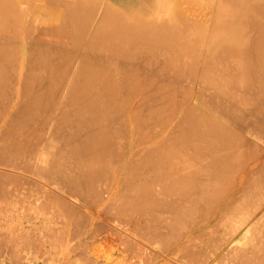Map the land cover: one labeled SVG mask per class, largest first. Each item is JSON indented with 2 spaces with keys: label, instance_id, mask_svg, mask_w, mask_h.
<instances>
[{
  "label": "bare ground",
  "instance_id": "bare-ground-1",
  "mask_svg": "<svg viewBox=\"0 0 264 264\" xmlns=\"http://www.w3.org/2000/svg\"><path fill=\"white\" fill-rule=\"evenodd\" d=\"M198 18L201 20H199ZM34 26L43 27V28H46V30L55 28L57 30L55 31L52 30V31L55 33L56 32L58 33L59 31V34L61 33L62 38H64L62 39L60 37L61 35L56 33V35H59V37L61 38V40H59L60 42L55 41L57 42L56 44L59 43V45L56 46L55 49L56 48L58 49L57 51H59L60 57L58 56L59 54L58 55L55 54V56L58 58H54L55 56L52 57V55H50L51 52H48L49 49L50 50L52 49V48H49L48 45H46V42H49V41L39 42V40L41 39V38L40 39L38 38L39 35H37L38 37L35 40L32 37L34 42L36 41L35 42L36 44L34 43L36 46L34 45L33 47H38L37 49H35L36 52L34 51L36 55L34 57L36 58V63L39 64V68L41 69V70L39 69L36 70V72L41 71L45 73L46 71H43V70H47V75L49 73V75L47 76L48 78L46 77L47 78L46 81H49L48 83L50 87L47 84L45 85L48 86L50 90L49 91L46 90L47 93L46 94L43 93V96L47 98L48 95H51L49 93L50 91L55 92V95H56L57 92L55 91V89L59 87L60 89L63 88V90L64 88L65 90L66 88L71 89L72 91L68 90L69 93L71 92L70 96L72 97V98L70 97L71 99L69 100L70 102L71 101L74 102V105L76 106L74 110L75 111L77 110L78 114L77 113L75 114L73 112L72 113L75 114V116L80 115L79 117L80 119L81 118L84 119V123L81 124L82 122L81 123L78 122L79 123L78 124L76 122V119H78L77 118L78 116L75 117L73 114L72 116H70V114L69 115L66 114L67 117L70 116V118H68L70 119V123L68 125L69 126L73 125L71 127L68 126L69 128L68 132L70 131L71 135L68 133L69 135L67 134V137H64L65 138L64 140H62V138L60 139L62 141L57 139L61 143L63 142L64 145H62L61 143H58V141L55 140L56 139L55 136H54L55 139L52 137H49V138L47 137L45 138V141L47 140L45 144L47 145H45L44 147L45 141L43 142L44 137L42 138V133L37 134V131L39 133L40 131H42V129L40 130L38 126L42 122L40 123L38 121L39 124H33V122L35 123L37 120H39L37 116L39 117L41 116L40 118H42V115H44V111H43V114L41 115L42 110L40 109V107L38 106L33 107V105L35 104L37 105V102L40 105L39 100H41L42 93H39L40 96L35 95L36 99H34L35 97L34 98L32 97L34 100L30 101L31 103L28 102L27 104L28 106L24 105L23 106L24 108L17 109L18 111H16L17 113L13 117V121L10 120V122H8L6 132H5L7 133L8 131V133L6 134L8 138L6 139L5 133H3L4 135H2L3 136L2 138L5 140L3 139L2 140L6 142L2 141L3 144L0 145V166H3V168L9 167L11 169H14L15 167L17 170H19L20 168L19 172L21 171L23 172L27 171L28 173L32 172L31 174L35 176L40 175V178L45 179L47 181H49L50 179L48 180L46 177H50L51 180H54V181L58 180L57 181L58 183L61 182L59 183V185L64 184V186L70 187L73 191V192L66 191V193H70V194L73 193L76 196H78V194L83 195L84 198L82 196L81 197L83 198V201L84 199L87 200L86 204L87 202L91 203L92 200H94V201H97L94 204L98 203L101 205L102 202L100 200H103L101 198V194L104 192H108L110 189H113L112 183L114 182L113 181L114 178L117 177L115 176V174L113 175V173H115L116 172L115 170L117 169L113 167L111 161L112 160L114 161V159L118 158L117 156L119 155L117 153H119L118 151L121 152L122 149L120 150V148L117 147L116 142L115 144H113L114 142H112V141L118 140L116 137L115 139L117 140L113 139L115 135L117 136V134L113 135L114 133H116L113 130L114 127L113 129L111 128L108 130H107V127L109 128V126L112 125V120L117 119L114 116L113 112L117 113L118 115L119 110L120 111H122V109L125 110L123 107L124 103L126 104V101L127 102L131 101V99L129 100L126 97H125L126 99L123 98L124 96L120 97V95L122 94L125 95L124 93H121V92L126 91L127 93L130 90L135 91L136 88L140 84L139 79L142 77L141 75L144 76L145 74L143 73L140 75L141 77H139V74L142 70H139V68L138 69L135 68L134 65H133V68L128 67L132 65V63L128 65L126 61L130 62L132 60L142 58L146 61L145 63L146 68H148V70L153 71V73L155 72L156 75H157V72L161 74V76L162 74H167L170 69L172 73L176 71V73L174 74L175 76L176 75L179 76V74L180 75L184 74L183 77H185V75L187 74H190L191 76L193 73H194V76H195V73L198 74L197 73L198 67L200 63H202V65L204 64L203 66L204 67L206 66V68L208 69L204 70L200 80L202 79L205 83L210 85V87H213V89L217 92V95L219 94V97L216 98L217 96L214 93L215 97L214 96L213 97L215 98V100L212 96H210L212 94L211 93L209 94V96L213 98L211 99V102L212 100L215 101V102L213 101V103L211 104H208L210 107L209 109H211L210 105L215 104V106L213 105V108L217 106L215 109L216 111L218 110V113H217L218 115H221L222 113L232 114L236 110L235 111L236 113L234 112L233 114H237V112H239L240 114L239 113L237 114L239 115L237 118H235V115L233 116L235 120H237V123H238L239 121L244 119L242 118V116H240L241 114L242 115L244 114L243 116L245 117V113L240 112L243 109L245 110V107L242 108L239 106L238 108V105H243L244 103L246 104L247 102L248 103L247 105L248 106L251 105L250 108H253L254 112L257 111L255 113L253 112L254 113L253 115H256L258 119H259L258 115H260L261 117L263 114L264 116V110H263L264 109V0H0V37L5 38L6 36V39L3 38L5 40L4 41L5 43L2 41V39L0 43V84L3 83V86L5 85V83H7V80L5 82V77L9 75L8 72L10 71L11 73V70L15 68L16 65H18L17 63L19 62L20 52H18L19 47L17 48V45H18L17 43L18 41L21 42L26 39V37L25 39H23L24 37L21 35L22 31L28 28L26 31L27 34L31 31H33L32 32L33 34L34 32H36L35 31L36 29L37 31H41L42 29L40 28V30H38V27L35 28ZM249 29H251V31L252 29L253 31L256 30L254 32L255 33L254 35H256V37H253L254 36L253 33H252L253 36L250 37L251 33H249L250 32ZM41 32H39L40 36L44 35L43 37L45 38L50 36V34H45V32L47 31L43 29ZM50 33H52L51 30H50ZM25 34L26 33H24L23 35L25 36ZM54 34H51L52 38L54 40L55 39L58 40L59 37L54 38L56 36ZM29 35L31 36V33H29ZM29 35L27 37H30ZM45 38H43L42 40H44ZM55 49L52 52L55 51L56 53H58ZM34 53L32 54V56L34 55ZM21 55L23 56L24 52H22ZM29 56L27 57V59L31 58V55ZM100 57L103 59H101ZM32 58L30 60H32ZM54 59L56 60L59 59V61H57V63L55 64L56 61L53 62ZM119 59H123L124 61L122 62L124 63L126 62V65L124 63L123 64L119 63L120 61ZM105 60H106V63H105ZM24 61L25 60H23L21 57V61L19 62V64L20 65L23 64ZM160 61H162V63H160ZM214 62L217 64V67L215 66L216 64ZM138 63L140 62L138 61ZM159 63H160V66L162 67L158 65ZM145 64H144V67H145ZM142 67L141 69L144 70V68ZM201 69L202 68H200V70ZM145 71H147V69L144 70V72ZM24 74L27 75L25 71H24ZM33 74L34 72L31 73V78L32 76H34ZM42 75L44 76V74ZM166 76L167 75H165V77ZM14 77H11V78H14ZM163 77L164 75L162 76V78ZM193 77H192V80H193ZM29 78H30V75L28 72V79ZM33 78L35 80V76ZM151 78H152V73H151ZM160 78L161 77H159V79ZM178 78L180 79V77ZM26 79H27V76H26ZM153 79H151L152 80L151 82H149L150 81L149 79L148 82L153 83ZM186 79H188V77ZM9 80H8V84L14 87L15 85H13L12 82L10 84L9 82L11 80L10 81ZM144 80H145L144 81L145 84H147L146 79ZM43 81L45 82L44 78H43ZM154 82H156V80ZM176 82L175 83L177 84L176 85L177 88L179 86L178 85L179 83L180 85H182L181 82H179L178 80ZM159 83H161V81H159ZM164 83L165 82H163L162 84ZM27 84L29 85L30 83H27ZM170 84L172 86V83ZM170 84H168V86H170ZM174 85L175 84H173V86ZM188 85L189 84H187V87ZM37 86L38 85H36V89H37ZM146 86L148 88L151 85L150 86L146 85ZM160 86L162 90H164L161 84H158L156 87H158L159 89ZM163 86L167 87L166 89H169V88L171 89V87L168 88L166 83ZM175 87H173V89ZM180 87L182 88L183 86H180ZM25 88L28 89V86L27 87L25 86ZM254 88H256V91L254 90ZM23 89H24V85H23ZM144 89H146V87L143 88V90ZM166 89L164 91H166ZM210 89L211 88H209V90ZM0 90L2 91L1 88ZM59 90H57L59 93L61 94L64 93L63 91L60 92ZM152 90H150L149 92L146 90L144 91L150 93ZM157 90H153V91L156 92ZM176 90L177 89L175 88V91ZM184 90H185V87H184ZM214 90L213 92H215ZM250 90H252L253 92ZM68 91H66V93ZM188 91L189 90H187V92ZM246 91L247 92L250 91L251 95H249L250 93H247ZM9 92H10V86H9ZM131 92L132 91H130L129 94H131ZM133 92L131 96L134 95ZM158 92L159 91H157V93ZM160 92H161V89H160ZM245 92L247 93V95H245L246 94ZM3 93L5 95V92ZM27 93L28 91L26 92V94ZM157 93L155 94V97L158 96ZM166 93L163 92V94H166ZM129 94H126V95L130 97ZM184 94L186 95V91ZM184 94H181L182 97L185 96ZM189 94H191V92ZM205 94H203L204 97L206 96ZM52 95H54V93ZM66 95L64 96L60 95V96L61 98L62 97L64 98ZM147 95H150V94H147ZM169 95L171 97L173 94L172 95L169 94ZM221 95L224 97L225 100L221 98ZM225 95L228 96L226 98H230V99H226ZM12 96L9 95V97H12ZM160 96L161 95H159V97ZM167 97L169 98V100L170 99L177 100L176 96L175 97L172 96V98H170L167 95ZM22 98H24V96ZM168 98H165L167 99L166 101H169ZM204 99H207V98H204ZM218 99L220 100L222 106H220L221 104L219 101H218L219 105H216L218 103L216 100ZM258 99L259 101L260 99H262V101H260L262 102L261 103L263 106L262 109L259 107L260 102L258 101ZM4 100H6V97L4 98ZM48 100H46V102ZM53 100L51 99L50 101L53 102ZM55 100H58V98H55ZM223 100L225 102H223ZM228 100L229 101L233 100L234 102L232 103L230 101L232 104L228 103L229 108L228 106L227 107L224 106V104H226V101L229 102ZM255 100L258 101L259 103L258 102L256 103ZM7 101L9 103V100ZM208 101H206V103H210V101L209 102ZM253 101L255 105L258 106V108L253 107L254 105L252 106V104H250ZM44 102H45V99H44ZM51 102L48 101L49 104ZM154 102L155 101L153 100V103ZM25 103L26 101L24 102V104ZM48 103H46V106H45L47 111H48V107L50 108L52 104L51 103L49 105ZM55 103L56 102H54V104ZM144 103H143V106L145 108V106H147L148 103H146V105H144ZM151 103L149 102L150 105ZM168 103L173 104L171 102H167L166 104ZM234 104L236 105L238 104L237 107ZM31 105L32 107H30ZM233 105L235 106L234 108L236 109L232 107ZM5 106H3L4 109H6ZM143 106L141 107L142 110H143ZM163 106H160L161 109H159L158 108L159 106H157L160 113L163 112L164 109L166 110L167 108L166 106H165L166 108ZM173 106L170 107L169 105L168 107L174 108L175 106L174 107ZM219 107L222 109L219 110ZM154 108L152 109V112L158 111V110H155L157 108L155 109ZM170 108L166 110L167 113L169 112ZM230 108H233L232 112ZM254 108L256 110H254ZM42 109H43V106H42ZM72 109H73V105H72ZM146 109L147 111L149 110L151 111V109L147 107ZM189 109H191L190 106H189ZM215 109H212L210 111L208 110L206 106L205 110L199 109V107H196L195 109H192V111L194 110L193 113H190L188 111L189 114L187 116L185 115L186 116L185 120L182 121L183 124H181L182 127H181V131L179 132L180 135L178 136L176 134L177 138L176 137L173 138L175 139L174 142L166 141L169 144L164 142L162 146L161 144L156 147L153 146L152 150H150L151 154L148 152L147 156L148 157L150 156L151 159L148 158L150 159L149 162L146 161L145 163L149 165L147 166V169L151 171V173L149 171H146V168L144 169L145 164L143 162H142L143 168L141 167L142 166L141 164H138V162L136 161L138 160V158L134 159L133 160L134 162L133 161L131 162V164L133 163V165H130L129 171L130 169L132 170V168H133V171H135L136 169L134 170V168L139 167V169H141L140 171H142V169H144L143 170L144 172L146 171L145 174L148 172L149 174L148 173L147 174L150 176V178L148 177L149 179L147 178L146 181H144L145 180L144 178H146L147 176H145L143 171L141 173L144 174L145 177L144 176L141 177L142 174L138 173L140 172L139 169H137L138 172L135 171V173L131 171L132 175L134 173L133 175L134 178L136 175V177L138 176L137 178L141 177L144 180L140 179V181H133L134 180L133 178L130 180L128 178L127 182L131 180L133 181V182L131 181V185H129L130 188L132 187L131 189L133 190L128 193V190L130 189L126 186L129 183L126 185V182H124L126 185L125 186L126 190H125V187H123L124 185L122 186V188L124 189L121 188L120 190H118L122 194L126 193L127 191V193L123 195L124 199H121L120 203L117 202L118 204L113 203L112 201L116 202L117 198L120 197L118 195L119 197L116 196V198H114L116 200L113 199L111 202L106 203L107 208H109L112 205V210H111L112 213L113 211L116 210V209L113 210V208H115L113 204L115 205L122 204L125 207L124 211L125 209H128L130 211L129 214L131 216L128 214V211L125 213L118 209V208L122 209L121 207L122 205L118 208L116 205V208L119 210V212L121 211L122 214L125 213L126 215H129L132 219L134 218L135 213H136V216L143 215V217H146V218L141 219V220L144 219V223L141 222L139 216L137 219H139L140 221L139 220L137 221V219H135L136 221H134L128 216H127V219L129 218L128 220L129 221L132 220L133 224L136 225L134 230L136 233H139V232L141 233L140 234L141 238L144 237V240L147 238L150 239L148 240L150 244L152 246L154 244L156 248L158 249L156 257H154L155 256L154 253H152L151 251L149 252V253L154 254V255L151 254V257L153 256V260H154L153 262H151V264H169V262L173 264H188L190 262V259H192V261L195 264V261L197 260V258L196 259L194 258L196 257L197 254L203 256L204 258L208 256L207 259L209 260L213 254L215 255V253H213L210 256L209 252L211 251L208 250L209 251L208 252L206 250L207 253H205L206 251L205 252L203 251L205 250L204 248L206 246L205 239L208 238L207 237L208 235L204 233H210L208 232L210 230V227L215 224L218 225L221 222L219 219H221V217L223 218V214L225 215L226 213L228 215V218L226 219L225 222L222 221V225L219 224L223 228V230H221L222 237L224 236V238L221 237L222 239L221 238L220 239L224 241L225 246L228 245L229 247L232 244V242L234 245L233 247L231 245V247L233 248L231 249L230 247L231 250L228 249L227 247L228 249L227 253L217 252V262L216 261L215 262L217 264H264V231L262 230L264 228H262V225L259 226V224H257V222L255 221V218L252 216L253 213L251 211L253 205L255 204L257 193L262 189V186H263L262 181L260 180L259 176H258L259 177L258 179L253 180V179L247 178V176H245V172L242 173V169L240 167L243 164V160L247 156L244 157L246 153H244V151H241L242 146L240 145V140L238 138L241 135L237 134V132H239L240 130L237 131L236 133L232 131L233 128L229 124L227 125L226 123L227 121H229V118H231L232 116L228 117L227 121H224V119L217 118ZM257 109H260L259 110L260 113ZM185 110L187 111V109H184V111ZM221 110L223 111L221 112V114H219L220 113L219 111ZM261 110H263L262 114H261ZM39 111H40V114H39ZM47 111L45 113H47ZM171 111H175V110H171ZM226 111H230V112H226ZM49 113L47 114L50 116L51 114ZM52 114H53V111H52ZM164 114H165V111H164ZM170 114H173V113H170ZM176 114H179V113H176ZM229 114H226V115L230 116ZM135 115H136L135 117H137V115H140V114L137 111ZM167 115H169V113L166 114V116ZM44 116L46 117V114ZM144 117H146V115ZM156 117L158 118V116ZM222 117H224L223 114H222ZM239 117L240 119L241 118L242 119L241 120L238 119ZM166 118H169V117H166ZM253 118H256V117H253ZM262 118H260L259 120H256V119L254 120H256V122H258L260 125V123L263 122ZM72 119L73 120L75 119L74 122L71 121ZM151 119L152 118H150V120ZM153 119H154V116H153ZM67 121L65 122L66 124H67ZM86 121H89V122H86ZM145 121L142 120L140 125H143ZM169 121H170V118L167 120V122ZM71 122L79 125V127L76 125L78 128L77 127L73 128L74 124H72ZM116 122L117 121H115V123ZM117 123H119V121ZM228 123H230V121ZM234 123H231V124L234 125ZM43 125L45 126L46 123ZM261 125L260 127H263ZM97 126L101 128L98 127L99 129L98 130L96 128ZM50 127L48 128L50 129ZM94 128L97 130H95ZM126 128L127 127L125 126V129ZM234 128H235V125H234ZM51 129H53V126L51 127ZM54 129H56L55 126H54ZM117 129L119 130L120 128L117 127ZM17 130L18 131L22 130V133L23 132L24 133L23 134L21 133L20 135H18L15 132ZM24 130L25 131L27 130V131L25 132ZM28 132H31V133H28ZM32 133L34 134L32 135ZM52 133L54 134V132ZM119 134L121 136L122 133H119ZM10 137H15V139L14 138L11 139ZM42 142H43V145H42ZM60 144L61 146H64V147L61 148ZM41 145L43 146V150L39 149ZM122 146L123 145L120 144L121 148H123ZM239 147L241 149L240 151H239ZM47 151L50 153H48ZM115 154H117V156ZM112 155H115L116 158H112ZM105 157L108 159H106ZM104 158L106 159V161L103 160ZM103 161H105V163H102ZM139 161L141 163V159ZM134 163H136L135 164L136 167L134 166ZM113 169H114V172H113ZM0 171H2L0 172V196L3 197L5 196L3 194H6L7 196H9V200L12 198L11 200L13 201L15 198H19L21 195H23L21 197L23 199L25 198L23 200L24 202L26 198L28 197V195L26 194L27 193L26 186L29 187L31 191L33 190L34 193H36L35 190L39 187H40L39 191L40 189L42 191L46 188L45 187L43 189V187H41L42 184H40L39 182H38V185H36L35 184L36 182L34 181L33 177L29 176L31 177V180H32L31 181L29 180L28 175L25 176L23 172H21L23 174V178L22 177L20 178L21 175L19 176V174L17 173H15L16 174V177H15L14 176L15 174L11 176L12 172L9 173L8 171L6 172L5 170L4 171L0 170ZM110 173H112V175L115 176L113 177V180L111 179V182L113 181L111 184H110V181L108 180L111 178V177L109 178ZM136 173H138V175ZM105 180L107 181V183L109 181V186L111 185L109 187L110 189L108 188V190L107 188H104L108 186ZM104 181L105 183H102ZM11 184L13 185L12 187H10ZM31 184H34V185H31ZM101 184L103 186L106 184L107 186L105 185L103 187ZM100 185L103 188V190L100 188ZM228 185H230V187H228ZM59 188L61 189L62 187L59 186ZM63 189L61 192H63ZM28 190L29 189L27 188V191ZM44 191L47 192L48 189ZM29 192L30 191H28V193ZM45 192H42V196H44L45 194L47 195L51 194L52 196L49 199L55 196L54 193L53 194L51 193L53 191H50V193L49 192L45 193ZM37 193H38V189H37ZM106 194L108 195V193ZM109 194H111V192ZM235 194H238V195L240 194V195L234 198L233 196ZM86 195H91L92 197L95 196V199L92 198L91 201H88L91 198L86 197ZM7 196H5L4 198L5 199L8 198ZM37 196L41 197V194H38ZM43 198L46 201L45 198L47 197H43ZM53 198H52V201L54 200ZM97 198H99L100 200L98 201ZM32 199H34L33 202L37 201L38 204H39V201L42 202V200H40L39 198H38L39 201L37 199L35 201L34 197ZM49 199L48 201H50ZM15 200L17 202L19 201L17 199ZM59 200H60V205L61 206L63 205L62 207H64L66 203L67 205L65 206L66 207L68 206V208L70 207V205H68L70 201L64 203V201H67V200H64V201H62L61 199ZM20 201H22V199ZM25 203L27 204V202ZM29 203H31V201ZM6 207L8 209L7 204H6ZM70 208L68 209L69 211H66V209L65 211L70 212V215H71V212L73 211L72 212L73 214L77 213L81 215L82 218H84V216L81 214V212L78 209L79 207L77 208L78 210L77 209L75 210L74 206L73 208L71 209ZM215 208L217 209V212L214 211L216 210ZM220 208L223 209L222 210L223 213L221 212L222 213L221 217L218 218L217 216L216 218L217 222L215 223L213 221L215 224L211 223L213 225L209 226L208 231H203L201 233L199 232L196 237L194 236L193 238H195V241H196L195 243L194 241H192V239L190 240L191 242H189V238L187 235L189 232L191 235L195 234L196 232L204 228L206 225H209L210 219L205 218L206 220L201 219L202 221H199V219L202 216L204 218L205 211L207 212L206 214L210 212L208 211L209 209L213 211L211 212V217H212V216H216V213L217 215H221ZM24 210H26V207ZM43 210L45 211V209ZM50 211H51V207H50ZM111 211H109L110 214H112ZM119 212L118 213L116 212V213H117V216H119L120 218L121 212L120 213ZM131 212L133 213L134 216L132 215ZM167 212L168 214H171L170 218L169 216H167L168 218L165 217L164 214L167 215ZM116 213L114 214L116 215ZM16 214L17 212L15 211L13 215H16ZM114 214H112V216H114ZM4 215L6 216V214ZM224 217H227V216H224ZM86 220L87 219L85 218V221ZM132 222L130 221V223ZM48 225L50 226V224ZM37 228L38 227H36V229ZM204 229L207 230L208 228H204ZM57 230L59 231V228L54 230V232H57ZM218 230H219L218 232H220V229ZM185 231H188V232L186 233ZM93 232L96 233L97 231H93ZM218 232L215 231L212 234L218 233ZM214 237L215 236L212 235V239ZM216 237H217V234H216ZM215 239H216L215 240L216 242L217 238ZM213 240H210L209 243H211ZM221 240L218 242L221 243ZM235 240L239 241V242L236 241V245L234 243ZM215 242L210 247L214 246L216 244ZM203 243H205V246L203 245ZM224 243L222 242L221 244L223 245ZM43 244H45V242ZM136 244L141 245V243L139 244V241ZM189 245H192L195 248L191 249V246ZM136 246H132V247H136ZM75 247L76 246H73V248ZM137 248L138 246L136 247V249ZM142 249L144 250V248ZM148 250H151V249H148ZM183 253L184 254L186 253V255L182 257ZM145 254H146V251H145ZM186 256L190 258L188 259L189 262H187L186 259L188 257ZM201 256H198V257L201 258ZM143 257L145 256L144 255L142 257L138 256V259L140 258L139 259L140 261L142 259L145 262L146 261L148 262V263L146 262V264H150L149 263L150 261L148 260L151 258L148 259L145 257L146 259L145 260L143 259ZM49 259H51V257ZM184 259L186 260V262ZM94 261H93V264H95ZM134 261L133 263L135 264ZM140 261H138V264ZM144 261H141V264L142 262L143 264H145ZM130 262H132V260ZM97 263L100 264L98 260L96 261V264ZM124 263L126 264L127 262H124ZM204 264H206V262Z\"/></svg>",
  "mask_w": 264,
  "mask_h": 264
},
{
  "label": "rangeland",
  "instance_id": "rangeland-1",
  "mask_svg": "<svg viewBox=\"0 0 264 264\" xmlns=\"http://www.w3.org/2000/svg\"><path fill=\"white\" fill-rule=\"evenodd\" d=\"M188 14V13H187ZM199 19V18H198ZM199 20H201V19H199ZM35 28H37L38 26H34ZM34 28V29H35ZM40 28H42L43 30H45V31H47V32H45V34H50V36H48L47 38H45V37H43L44 35H42V36H40V33L39 32H41L42 31V29H41V31H37V29L35 30L36 32H34L33 34H32V32L33 31H31V32H29V33H31V36L29 35V33L27 34V29H24L23 31H24V33H26L25 34V36L23 35L24 33H23V31H22V36L24 37L23 39H25V37H26V39L24 40V41H21V42H19L18 41V45H17V48L19 47V51L18 52H20V54H19V62L21 61V57H22V59L23 60H25L24 61V63L23 64H19V62L17 63L18 65H16L17 66V68H16V66H15V68H13V69H15V70H17V71H15V70H11V73H13V74H11L10 73V71L8 72V74L10 75H8L7 77H5V82H6V80H7V83H5V85L3 86V83L2 84H0L1 86H0V88L2 89V91H3V89H4V91L3 92H5V95H4V93L1 91L0 92V95H4V97H3V95L2 96H0V103L2 104H0L1 105V107H0V145L1 144H3V142H6V141H3V140H5V139H3L2 137V135H4L3 133H5L6 132V128H7V125H8V122H10V120H12L13 121V117L15 116V114L17 113L16 111H18L17 109H20V108H24L23 106L24 105H27L28 104V102H30V101H32V100H34V99H36V97H35V95H39V93H42V97H44L43 96V93L44 94H46L47 93V91L46 90H50V86H49V81H46L47 80V76L49 75V73H48V75H47V70H43V71H46L45 73L44 72H41V71H37L36 72V70H41L40 68H39V64H37L36 63V58L34 57V56H36L35 55V53H34V51H35V49H37L38 47H33L36 43V41L34 42V40L38 37L37 35H39V42L40 41H42V42H44V41H49V42H46V45H48V47L49 48H52L51 50L49 49L48 50V52H51L50 53V55H52V57H54L55 56V54L56 55H58L59 57H60V53H59V51H57L58 49L56 48L55 49V47L56 46H58L59 45V43L58 44H56L57 42H55V41H59V40H61V38H62V35H61V33L59 34V31H58V33L57 34H59V35H61L60 37H59V35H56V33L55 32H53L52 30H57V29H55V28H53V29H49V30H46V28H43V27H38V30H40ZM33 29V30H34ZM31 30V29H30ZM50 30H51V32L52 33H50ZM249 33H251L250 34V37L251 36H253L255 33V31L256 30H254L253 31V29H252V31H251V29H249ZM38 32V33H37ZM55 33V34H54ZM252 33H253V35H252ZM41 34H42V32H41ZM43 34H44V32H43ZM51 34H54V35H56L54 38H58L59 37V39L58 40H54L53 38H52V35ZM30 36V37H27V36ZM35 35V36H34ZM53 35V36H54ZM34 38V40H33V38ZM45 38L44 40H42L43 38ZM253 37H256V35H254ZM252 37V38H253ZM4 38V37H3ZM2 37H0V43H1V39H2V41L4 42L5 40L4 39H6V36H5V38L3 39ZM31 38V39H30ZM28 39V40H27ZM62 39H64V38H62ZM30 40V41H29ZM32 40V41H31ZM64 41V40H63ZM62 41V42H63ZM2 42V43H3ZM60 42V41H59ZM61 42V43H62ZM5 43V42H4ZM35 43V44H34ZM49 43H51V44H49ZM14 45H16V44H14ZM52 46V47H50V46ZM55 45V46H54ZM36 46V45H35ZM54 46V47H53ZM16 47V46H15ZM29 49V50H28ZM56 50L58 53H56L55 51L54 52H52L53 50ZM32 53H31V52ZM22 52H24V55L22 56L21 55V53ZM36 52V51H35ZM34 53V55L32 56V54ZM27 55V56H26ZM29 55H31V58H32V60H30L29 58V60L27 59V57L29 56ZM101 56V55H100ZM30 57V56H29ZM103 57V56H102ZM54 58H58V57H54ZM98 58H99V56H98ZM101 58V57H100ZM101 59H103V58H101ZM142 58H139V59H136V60H132V61H126L127 62V64L128 65H130V63H132V65H130V66H128V67H132L133 68V65H134V67L135 68H139V70H142L141 72H140V74H139V72H138V74H139V77H141L140 79H139V86L136 88V90L134 91V90H130V91H134L133 93H134V95L133 96H131L132 95V92H131V94H129V92L130 91H128L127 93H126V91L125 92H121V93H124L125 95H120V97L121 96H124L123 98H128L129 100L131 99V101L128 103L127 101H126V104L124 103V105H126V106H124L123 105V107H124V109L126 110H123L122 109V111H120L119 110V114L117 115V113H115V112H113V114H114V116L117 118H115L116 120H112V127L111 126H109V128L107 127V130L108 129H113V127H114V131L116 132V133H114L113 134V132H112V134L113 135H115V134H117V136L115 135L114 136V138L113 139H115V137L118 139H115V140H117V141H112V142H114L113 144H115V142H116V144H117V147L118 148H120V150H121V152L120 151H118L119 153H117L119 156H117V154H115L118 158H116L115 157V155H112V158H116V159H114V161L112 160L111 161V163H112V165H113V167L114 168H116L117 170H115L116 172L115 173H113V175L115 174V176H117V177H115V176H113L112 175V173H110L109 175V178L110 179H108L109 181H110V184L112 183L113 185H112V187H113V189H110L109 187L111 186H109V181H108V183H107V181H106V183L108 184V186L107 187H104L102 184V186L104 187V188H107V190H108V188L110 189V190H112V191H108V192H104V193H102L101 194V198L104 200H100L99 198H97L98 199V201L100 200L102 203H101V205L100 204H94V203H96L97 201H94V200H92V198L93 199H95V196L94 197H92L91 195H86V197H90L91 199L90 200H88V201H91L92 200V204H94V205H92L90 202L88 203L87 202V204H86V199H84V201H83V195H79L78 194V196H76V195H74L73 193L72 194H70V193H66V191H68V192H71L72 191V189L70 188V187H68V186H64V184H60L59 185V183H61V182H57L58 180H56V181H54V180H51V178L50 177H46L50 182H51V184H50V182L49 181H47V180H45V179H42V178H40V175H37V176H39V177H37V176H35V175H33V174H31L32 172H23V171H21V172H23V174L25 175V176H27L28 175V178H29V180H31V177H29V176H32L33 177V179H34V181L36 182H34L36 185H38V182L40 183V184H42L41 185V187H43V189L44 190H47L48 189V191L47 192H49L50 193V191H53V192H51L52 194L54 193V195L55 196H53L52 198L54 199L53 201H52V198L51 199H49L52 195L51 194H45V193H47V192H45L44 190H42L41 191V189H40V191H39V186H37V187H39V188H37L38 189V193H37V189L35 190V192L36 193H34V191L32 190L31 191V189L29 188V187H27L26 186V194L28 195V197L26 198V200L23 202V200L25 199H23L21 196H23V195H21L19 198H15V199H17V200H19L18 202L20 203H18L15 199V201L13 202L11 199L9 200V196H7L6 194H3V195H5V196H7L8 198H4L5 196H0V264H93V261L95 262V264H96V261L98 260V262L100 263V264H102V263H104V264H119L120 262L123 264L124 262H127L126 264H128L131 260H132V262H130L129 264H134L133 263V261L135 262V264H138V261H140L139 259H138V256L139 257H142L143 255L146 257V258H151V259H149L148 261H150L149 263L151 264V262H153L154 260H153V256L151 257V254L152 253H154L155 254V256L154 257H156V255H157V248H156V246L153 244V246L150 244V242L148 241V240H150V239H148L147 237H145V238H147V239H145V240H147V241H145L144 240V237L143 238H141L140 237V232L139 233H136L135 232V226L136 225H134L133 224V222H132V220H134V221H136L135 219H137L138 218V216H136V213H135V216L133 215V213H132V215L134 216V218L132 219L130 216V214H129V210L128 209H125V211H124V206L122 205H117L118 203H120L121 202V199H124V194H126L127 193V191H126V193H124V194H122L120 191H118V190H120L121 188H122V186L123 187H125L128 183V185L126 186V187H128L130 190H128V193L129 192H131L133 189H131L130 188V186L129 185H131V181H129V182H127V179L129 178V180L130 179H134L133 181H140V179H142L141 177H143L144 176V174H145V172L146 171H149L148 169H147V166H149V165H147L145 162L147 161V162H149V160L151 159V157L149 156H147V154H148V152L151 154V151L150 150H152V148H153V146H159L160 144H161V146H162V144L164 143V142H166V141H170V142H174V140L175 139H173V138H177V135L179 136L180 135V131H181V127H182V125L181 124H183L182 123V121H184L185 120V117L189 114L188 113V111L190 112V113H193V111H192V109H195L196 107H199V109H203V110H205V107L207 106V108H208V110H212V109H215V108H213V105L215 106V104H213V105H210L211 106V109H209L210 107H209V105L208 104H211V103H213V101L215 100V95H214V93L216 94V98H218L219 97V94L217 95V92L213 89V87H210V85H208L207 83H205L202 79L200 80V78H201V76H202V73L204 72V70L205 69H208V68H206V66L204 67L203 65H202V63H200V65H199V67H198V71H197V73L198 74H196L195 73V76H194V73L192 74V76L190 75V74H187V75H185V77H183V75H180L179 74V76H175L174 74L176 73V71L174 72V73H172L171 71H170V69H169V71H168V73L167 74H162V76L164 75V77L162 78V76H161V74H159L158 72H157V75H156V73L154 72L153 73V71H151V70H148V68H146V61L144 60V59H142ZM97 60H99V59H97ZM120 60V61H119ZM118 61H119V63H121V64H123L124 62H122V61H124L123 59H119ZM216 60V59H215ZM214 60V61H215ZM28 61V62H27ZM30 61V62H29ZM31 61H32V63H31ZM34 61V62H33ZM56 61V62H55ZM57 61H59V59L58 60H56V59H54L53 60V62H55V64L57 63ZM61 61V60H60ZM99 61H101V60H99ZM133 61H135V62H133ZM138 61L140 62V63H138ZM144 61V62H143ZM13 62V61H12ZM104 62V61H103ZM126 62L124 63L125 65H126ZM129 62V63H128ZM143 62V63H142ZM216 62V61H215ZM214 62V63H215ZM15 63V64H16ZM28 63V64H27ZM33 65V67H32V65ZM101 63V62H100ZM105 63H106V60H105ZM160 63H162V61H160ZM160 63L158 64L159 66H160ZM31 66H30V65ZM36 64V65H35ZM54 64V63H53ZM121 64H120V66H121ZM144 64H145V67H144ZM216 64V63H215ZM214 64V65H215ZM27 65V66H26ZM119 65V64H118ZM162 65V64H161ZM143 66V67H142ZM216 67H217V64L215 65ZM214 66V67H215ZM37 69H36V68ZM141 67L142 68H144V70H146L147 69V71H145L144 72V70L143 69H141ZM160 67H162V66H160ZM159 67V68H160ZM27 68V69H26ZM200 68H202L201 70H200ZM35 69V70H34ZM161 69V68H160ZM27 70V71H26ZM31 70V71H30ZM34 70V71H33ZM24 71L26 72V74L27 75H25L24 74ZM28 72H29V75H30V78L28 79ZM32 72H34V76H35V80H34V76H32V78H33V80H32V78H31V73ZM148 74H147V73ZM150 72V73H149ZM36 73V74H35ZM143 73H145L144 74V76L145 75H147V76H143V75H141V74H143ZM151 73H152V78H151ZM170 73H172V74H170ZM42 74H44V76L42 75ZM155 74V75H154ZM168 74H170V75H168ZM178 74V73H177ZM13 75V76H12ZM17 75V76H16ZM25 75V76H24ZM46 75V76H45ZM141 75V76H140ZM158 75H159V77H161L160 79H159V77H158ZM165 75H167L166 77H165ZM174 75V76H173ZM190 75V76H189ZM15 76V77H14ZM26 76H27V79H26ZM37 76V77H36ZM155 76V77H154ZM196 78H194V77ZM11 77H14V78H11ZM38 77H40V78H38ZM47 77V78H46ZM143 77H144V79H146V83L147 84H145V80L143 79ZM147 77H148V79H147ZM178 77H180V79L181 80H183V81H181ZM183 79H182V78ZM188 77V79H190V80H188V79H186ZM192 77H193V80H192ZM25 78V79H24ZM37 78V79H36ZM43 78H44V80H45V82L43 81ZM154 78V79H153ZM169 78V79H168ZM174 78V79H173ZM176 78H177V80L179 81V82H181V84L182 85H180V83L178 84L179 86H178V88H177V84L176 83H178V82H176L177 80H176ZM11 81H10V80ZM14 79V80H13ZM40 79V80H39ZM150 79V81L149 82H151L152 80L151 79H153V83H149L148 82V80ZM165 79H166V81H165ZM199 79V80H198ZM8 80L10 81L9 83L11 84V82H12V84L13 85H15L14 87L13 86H11V85H9L8 84ZM22 80V81H21ZM28 80H30V81H28ZM38 82H37V81ZM42 80V81H41ZM49 80V79H48ZM156 80V82H154ZM158 80V81H157ZM169 80V81H168ZM172 80V81H171ZM195 80V81H194ZM36 81V82H35ZM39 81H41V82H39ZM159 81H161V83H159ZM173 81H175V82H173ZM190 81V82H189ZM192 81V82H191ZM198 81H200V82H198ZM203 81V82H202ZM34 84H33V83ZM44 82V83H43ZM47 82V83H46ZM163 82H165L166 84H167V86H168V84H170V83H172V86H173V84H175L173 87H175L177 90V92L175 91V88L173 89V87L171 86V84H170V86H168V88L169 87H171V89H173V90H171L170 88L169 89H166L167 87H164L163 85L165 84H162ZM169 82V83H168ZM27 83H30L29 85L27 84ZM37 83H39V84H37ZM43 83V84H42ZM151 85H149V84ZM157 83V84H156ZM186 85H185V84ZM196 83V84H195ZM25 84H27V85H25ZM40 84H42V85H40ZM45 84H47L48 86H46ZM144 84V85H143ZM154 85V87H153V85ZM158 84H161L162 85V87H163V89L165 90L166 89V91H164V90H162V88H161V86H160V88L158 89V87H156ZM187 84H189L188 85V87H187ZM8 85V86H7ZM23 85H24V89H23ZM36 85H38L37 86V89H36ZM146 85H148V86H150V87H148L150 90H157V91H159L158 93H157V91L155 92V91H151L150 93H148L150 90L147 88V86ZM206 85V86H205ZM7 87V89H6V87ZM9 86H10V92H9ZM25 86L27 87L28 86V89L27 88H25ZM43 86V87H42ZM141 86V87H140ZM180 86H183L182 88L180 87ZM191 86H192V88H191ZM203 86V87H202ZM209 86V87H208ZM4 87V88H3ZM40 87V88H39ZM145 88L146 87V89H144V90H146V91H148V92H145L144 90H143V88ZM184 87H185V90H184ZM255 87V86H254ZM12 88V89H11ZM179 88H181V89H179ZM187 88V89H186ZM208 88V89H207ZM209 88H211L210 90H209ZM252 88V87H251ZM257 88V87H256ZM256 88H254V90L256 91ZM6 89V90H5ZM26 89H27V91H28V95L26 94ZM30 89H32V90H30ZM60 87L59 88H57V89H55V91L57 92V94L55 95V92H52V91H50L49 93L52 95L53 93H54V95L56 96H54V95H48V97L46 98V97H44V98H42L41 97V100H39V103H40V105L38 104V102H37V105L35 106V105H33V107H40V109L42 110L41 111V115L43 114V111H44V115L46 114V117L44 116V115H42V118H40L39 116H37L38 117V119L39 120H37L35 123L33 122V124H39V122L41 123H43V124H45L46 123V127L41 123L40 125H38L39 126V129L41 130L42 129V131H40V133L37 131V134H41L42 133V138L44 137V140H43V142L45 141V138H49V137H52V138H54V136H55V140H60L61 138H62V140H64L65 138L64 137H67V134L69 133L70 134V131L68 132V130H69V128H68V124L70 123V119H68V118H70V116H72V114L73 113H77L78 114V111L76 110H74V108L76 107L75 105H74V102H70V100L69 99H71L72 97L70 96V94H71V92L69 93V91H72L71 89H67L66 88V90H65V88H64V90H63V88H61L60 90ZM160 89H161V92H160ZM178 89H179V91H178ZM191 89V90H190ZM206 89V90H205ZM215 91V92H213V90ZM253 89V88H252ZM14 90V91H13ZM57 90H59L60 92L61 91H63L64 93H59ZM69 90V91H68ZM182 90H183V92H182ZM187 90H189L188 92H187ZM242 90V89H241ZM249 90V89H248ZM247 90V91H248ZM11 91H12V93H11ZM22 91H24V92H22ZM46 91V92H45ZM54 91V90H53ZM66 91H68L67 93H66ZM139 91V92H138ZM164 93H166V94H163V92ZM170 91V92H169ZM175 91V92H174ZM185 91H186V95L184 94L185 93ZM206 93H204V92ZM245 91V90H244ZM246 91V92H247ZM250 91H252V90H250ZM247 92V93H250L249 95H251V92ZM153 92V93H152ZM155 92V93H154ZM180 92H181V94H184L183 96L184 97H182V95L180 94ZM191 92V94H189ZM203 92V93H202ZM208 92V93H207ZM213 92V93H212ZM241 92H243V91H241ZM245 92V93H246ZM253 92V91H252ZM7 93V94H6ZM10 93V94H9ZM33 93H34V95H33ZM69 93V94H68ZM152 93V94H151ZM158 94V96H156L155 97V94ZM162 93V94H161ZM176 93H177V95H176ZM212 94V95H210V96H214L213 98H214V100H212V102H211V99H213L212 97H210L209 96V94ZM219 93V92H218ZM247 93L245 94V95H247ZM13 96H12V95ZM16 94V95H15ZM26 96H25V95ZM67 94V95H66ZM120 94V93H119ZM126 94H129L130 95V97H132V98H130L128 95H126ZM147 94H150V95H147ZM169 94H173L172 96L173 97H175L176 96V98H177V100L176 99H170L169 100V98L167 97V95L170 97V95ZM200 94H201V96H200ZM203 94H205L206 96L204 97V95ZM222 94V93H221ZM241 94V93H240ZM9 95L10 96H12V97H9ZM64 96V95H66L64 98L66 99H64L63 97V99L61 98V96ZM147 95V96H146ZM152 95H153V97H152ZM159 95H161L160 97H159ZM175 95V96H174ZM190 95V96H189ZM192 95V96H191ZM203 95V96H202ZM244 95V96H245ZM24 96V98H22ZM40 96V95H39ZM54 96V97H53ZM58 96H60V97H58ZM172 96L170 97V98H172ZM187 96V97H186ZM253 96V95H252ZM3 97V98H2ZM6 97V100H4V98ZM9 99H8V98ZM31 97V98H30ZM34 99H33V98ZM66 97H68V98H66ZM71 97V98H70ZM154 97H155V99H154ZM189 97V98H188ZM226 97H228V96H226L225 95V98ZM250 97V96H249ZM28 98V99H27ZM55 98H58V100H55ZM125 98V99H126ZM146 98V99H145ZM151 98H153L151 101L149 100V99ZM159 98V99H158ZM165 98H168V100L169 101H166L167 99H165ZM202 98V99H201ZM204 98H207V99H204ZM221 98L222 99H224V97L221 95ZM2 99V100H1ZM44 99H45V102H44ZM49 99V100H48ZM53 100V102H51L50 100ZM165 100V102H164V100ZM183 99V100H182ZM222 99H221V101H222ZM226 99H230V98H226ZM7 100H9V103H8V101ZM46 100H48L49 102H51L50 104H51V107L49 108L48 106L50 105L49 103H48V101L46 102ZM149 100V101H148ZM153 100L155 101L154 103H153ZM185 100V101H184ZM210 101V103H206V101ZM225 100V99H224ZM223 100V102H225ZM252 100V99H251ZM250 100V101H251ZM16 101V102H15ZM26 101V103L24 104V102ZM41 101H43V102H41ZM144 101H145V103H144ZM148 101V102H147ZM158 101V102H157ZM173 101V102H172ZM175 101V102H174ZM186 101H187V103H186ZM201 101H203V102H201ZM208 101V102H209ZM217 102L219 101L220 102V100L218 99V100H216ZM229 101V100H228ZM231 101V100H230ZM227 102L226 101V104H224V106L225 107H227L229 104H232V103H234L233 102V100L231 101V102ZM256 101V100H255ZM258 101H259V99H258ZM258 101H256V103L258 102ZM260 101H262V99H260ZM259 101V102H260ZM6 102V103H5ZM54 102H56L55 104H54ZM149 102L151 103V105L149 104ZM167 102H171V103H173V104H170V103H168V104H166ZM215 102V101H214ZM219 102L216 104V105H219ZM258 102V103H259ZM8 103V104H7ZM31 103V102H30ZM29 103V104H30ZM45 103V104H44ZM46 103H48L49 105L47 106L48 107V111L46 110ZM143 103H144V105H146V103H148L147 104V106H145V108H144V106H143ZM189 103V104H188ZM192 103V104H191ZM204 104V105H202V104ZM229 103V104H228ZM262 102H260L259 104H260V108L262 109V104H261ZM7 105V106H5V105ZM34 104V103H33ZM43 104V105H42ZM73 105V109H72V105ZM152 104H154V105H152ZM186 104V105H185ZM220 104H221V102H220ZM248 103L246 102V104L244 103L243 105H238V108H239V106L240 107H245V110L243 109L242 111H240L241 113H245V117L241 114L240 116H242V118H244L243 120H241L240 119V117L238 118V119H240L241 121H239L238 123H237V120H235V118H237L239 115H237L239 112H237V114H229V113H222L223 115H224V117H222V114H221V112L223 111V110H221V111H219L220 113L219 114H221V115H218L217 113H218V110L216 111V109H215V113H216V115H217V118H221V119H224V121H227L228 120V117H231V118H229V121H230V123H228L229 121H227L226 123H227V125L229 124L232 128V131H234L235 133L237 132V131H239V132H237V134H239V135H241L240 137L242 138H240V137H238L239 138V140H240V145L242 146L241 147V149H240V147H239V151L241 150V151H244V153H246L245 155H244V157L245 156H247L244 160H243V164L241 165V169H242V173L243 172H245V176H247V178H250V179H258L259 177H260V180L262 181V189L257 193V197H256V200H255V204L253 205V207H252V213L254 214H252V216L255 218V221L257 222V224H259V226L260 225H262V228H264L263 227V225H264V116H263V110H261V114H262V116H263V118H262V116L260 117V115H258L259 113H260V109H257L258 111H259V113L257 114L258 116H259V119L260 118H262L263 119V122H261L260 123V125L261 126H263V127H260V125H259V123L258 122H256V120H259L258 118H257V116L256 115H253L255 112H257V111H253V108H250L251 107V105L250 106H248L247 105ZM250 104H252V106L253 107H257L258 108V106H256L255 105V103H254V101L252 102V103H250ZM9 105V106H8ZM20 105H22V106H20ZM140 105H142L143 106V110L141 109V107L142 106H140ZM150 105V106H149ZM164 105V106H163ZM170 105V107H172L173 105L175 106V107H177V108H175L174 106V108H170V107H168ZM172 105V106H171ZM178 105V106H177ZM236 107H237V105L236 104H234ZM232 106L233 108L235 107V106ZM258 105V104H257ZM3 106H5L6 107V109H4V107ZM28 106V105H27ZM42 106H43V109H42ZM53 106H55V107H53ZM149 106V107H148ZM157 106H159L158 108L159 109H161L160 108V106H163V107H165L166 108V110H168V108H170L169 109V115H174V116H169V115H167L166 116V114H168L167 113V111L164 109V111H165V114H164V111L163 112H161L160 113V111L158 110V108H157ZM189 106L191 107V109H189ZM220 106H222V104L220 105ZM246 106H248V107H246ZM26 107V106H25ZM30 107H32V105L30 106ZM45 107V108H44ZM138 107V108H137ZM146 107L147 108H149V109H151V111L149 110V111H147V109H146ZM151 107V108H150ZM155 107V108H157V109H155V110H158V111H154V112H152V109ZM162 107V108H163ZM225 107H224V109H225ZM54 108V109H53ZM79 108V107H78ZM122 108V107H121ZM140 108V109H139ZM179 108V109H178ZM228 108H229V106H228ZM233 108H230L231 109V112H232V110H233ZM237 108V109H238ZM53 109V110H52ZM135 109V110H134ZM144 109H146V110H144ZM182 109H183V111H182ZM184 109H187V111L185 110L184 111ZM189 109V110H188ZM198 109V108H197ZM220 109H222V108H220L219 107V110ZM234 109H236V108H234ZM5 110V111H4ZM47 111V113H49V112H51V113H49V114H51L50 116L47 114V113H45L46 111ZM49 110H51V111H49ZM141 110V111H140ZM171 110H175V111H171ZM229 110V109H228ZM249 110V111H248ZM254 110H256L255 108H254ZM52 111H53V114H52ZM139 112V114L140 115H137V117H135L136 115H135V113L136 112ZM143 111V112H142ZM147 113H146V112ZM162 111V110H161ZM225 111V110H224ZM238 111V110H237ZM73 112V113H72ZM116 112H118V111H116ZM122 114H121V113ZM133 112H135V113H133ZM141 112V113H140ZM181 112V113H180ZM226 112H230V111H226ZM248 114H247V113ZM254 112V113H253ZM149 113H150V115H149ZM153 115H152V114ZM170 113H173V114H170ZM176 113H179V114H176ZM236 113V112H235ZM39 114H40V111H39ZM38 114V115H39ZM69 115L70 114V116H68L67 117V115ZM75 114H73L74 116H75ZM113 114H112V116H113ZM155 114H157V115H155ZM160 114H161V116H160ZM176 114V115H175ZM184 114V115H183ZM226 114H229L230 116H227ZM240 114V113H239ZM48 115V116H47ZM146 115V117H144ZM148 115V116H147ZM178 115H180V116H178ZM183 115V116H182ZM186 115V116H185ZM233 115H235V118H234V116ZM237 115V116H236ZM78 115H76L75 117H77ZM80 116V115H79ZM77 117L78 119H76V122L78 123V122H82L81 124H83L84 123V119L83 118H81L80 119V117ZM121 116V117H120ZM123 116V117H122ZM125 116V117H124ZM151 116V117H150ZM153 116H154V119H153ZM156 116H158V118H160V119H158ZM221 116V117H220ZM12 118V119H10V118ZM65 119H64V118ZM66 117H67V119H66ZM74 117V118H75ZM121 119H123V120H121ZM162 117V118H161ZM166 117H169L170 118V121L169 122H167V120L169 119V118H166ZM180 117V118H179ZM253 117H256V118H253ZM45 118V119H44ZM119 118V119H118ZM134 118V119H133ZM137 118V119H136ZM149 118V119H148ZM150 118H152L151 120H153V121H151L150 120ZM157 118V119H156ZM164 118V119H163ZM182 118H183V120H182ZM9 119V120H8ZM63 119H64V121H63ZM135 119H136V121H135ZM139 119V120H138ZM147 121H145V120ZM162 119V120H161ZM167 119V120H166ZM235 122V123H237V124H235L232 120ZM254 119H256V120H254ZM69 122H68V121ZM75 120V119H74ZM74 120L72 119L71 121H73L74 122ZM143 120V121H145L144 122V124L143 125H140V123H141V121ZM158 120H159V122H158ZM11 121V122H12ZM28 121V120H27ZM39 121V122H38ZM48 121V122H47ZM50 121V122H49ZM67 121V124L65 123ZM115 121H119V123H115ZM139 121V122H138ZM164 123H163V122ZM166 121V122H165ZM26 122V121H25ZM73 122H71L72 124H74ZM75 122V123H76ZM86 122H89V121H86ZM122 122H123V124H122ZM124 122H126V123H124ZM157 122V123H156ZM13 123V122H12ZM48 123H49V125H48ZM64 123V124H63ZM143 123V122H142ZM231 123H234V125H235V128H234V125L233 124H231ZM79 124V123H78ZM164 124V125H163ZM50 125H51V127L53 126V129H54V126H55V128L56 129H51V127H50ZM67 126V127H65V126ZM77 124H74V127L73 128H76L77 126L79 127V125H77ZM114 125H116L117 127H119L120 129L118 130L117 129V127L116 126H114ZM181 125V126H180ZM236 125H237V127H236ZM34 126V125H33ZM71 126H73V125H71ZM71 126H69V127H71ZM96 126V125H95ZM99 126H101V125H99ZM99 126H97L96 128L98 129V127ZM120 126H122V127H120ZM125 126L127 127L126 129H125ZM41 127V128H40ZM43 127V128H42ZM48 127H50V129L48 128ZM77 127V128H78ZM124 127V128H123ZM48 128V129H47ZM99 128H101V127H99ZM240 128V129H239ZM47 129V130H46ZM95 129V128H94ZM97 129H95V130H97ZM115 129H117V130H115ZM124 129V130H123ZM51 131V132H49V131ZM53 130V131H52ZM76 130V129H75ZM99 130V129H98ZM112 130V131H113ZM25 131V130H24ZM27 131V130H26ZM25 131V132H26ZM47 131V132H46ZM122 131V132H121ZM18 135H20L21 133H22V130L21 131H15ZM15 132H14V134H15ZM19 132V133H18ZM52 132H54V134L52 133ZM7 133H8V131H7ZM7 133H5V137H6V139L8 138L7 136H6V134ZM24 133V132H23ZM22 133V134H23ZM28 133H31V132H28ZM47 133V134H46ZM49 133V134H48ZM72 133V132H71ZM119 133H122L121 134V136H120V134ZM125 135H124V134ZM34 133H32V135H33ZM45 134V135H44ZM51 134H52V136H51ZM68 134V135H69ZM119 134V135H118ZM177 134V135H176ZM25 135V134H24ZM71 135V134H70ZM176 135V136H175ZM243 135V136H242ZM13 136V135H12ZM15 136V135H14ZM21 136H23V135H21ZM26 136V135H25ZM24 136V137H25ZM46 136V137H45ZM120 138H119V137ZM124 136V137H123ZM16 137H18V136H16ZM59 137V138H58ZM123 137V138H122ZM11 139L12 138H14L15 139V137H10ZM3 139V140H2ZM165 139H167V140H165ZM57 140V141H58ZM62 140H60V141H62ZM120 140V141H119ZM164 140V141H163ZM3 141V142H2ZM47 141V140H46ZM46 141L44 142V147H45V145H47V144H45L46 143ZM60 141H58V143H61ZM244 141V142H243ZM43 142H42V145H43ZM167 143V142H166ZM244 143V144H243ZM62 145H64V143L62 142L61 143ZM61 144H60V146H61ZM120 144H122L123 146V148H121L120 147ZM125 144V145H124ZM155 144V145H154ZM157 144V145H156ZM167 144H169V143H167ZM40 146V148L39 149H42L43 150V146ZM116 146V145H115ZM47 147V146H46ZM64 146H61V148H63ZM125 148V149H124ZM151 148V149H150ZM148 150V151H147ZM48 152V151H47ZM122 152H124V153H122ZM48 153H50V152H48ZM120 153H122V154H120ZM139 153V154H138ZM143 153V154H142ZM241 153H243V152H241ZM146 154V155H145ZM149 154V155H150ZM141 155H143V156H141ZM243 155V154H242ZM121 156V157H120ZM145 156H147V157H145ZM120 157V158H119ZM140 157H142V158H140ZM145 157V158H144ZM106 158V157H105ZM103 159V160H105L106 161V159H108V158H106V159ZM136 158H138V160H136L137 162H138V164H145V167H144V169L146 168V171L144 172L143 170L144 169H142V171L144 172V174H142L141 172L142 171H140L141 169H139V167H136V163H134V166L136 167V168H134V170L135 171H137L138 172V170L137 169H139V171L140 172H138V173H141V174H139V175H141V177L140 178H137L136 177V175H135V178H134V173H135V171H133V168H132V170L130 169V171H129V168H130V165H133V163L131 164V162L134 160V159H136ZM146 158H147V160H146ZM148 158H150V159H148ZM141 159V163H140V160ZM143 160V161H142ZM145 160V161H144ZM105 161H103L102 163H105ZM134 162V161H133ZM143 162V163H142ZM149 164V163H148ZM100 165H102V164H100ZM104 165V164H103ZM138 166H140V165H138ZM1 168H0V170H5L6 172L8 171L9 173H11L12 172V174H11V176H13V174H15V173H17V174H19V176H20V178L22 177L23 178V174L21 173V172H19L20 171V168H19V170H17L15 167H14V169H11V168H9V167H4L3 168V166H0ZM142 168H143V165L141 166ZM9 168V169H8ZM120 169V170H119ZM240 169V170H241ZM22 170V169H21ZM131 171L132 172H134L133 173V175L131 174ZM0 172H2V171H0ZM14 172V173H13ZM112 172V171H111ZM113 172H114V169H113ZM130 172V173H129ZM150 173H151V171H149ZM8 173V174H9ZM27 173V174H26ZM138 173H136L137 175H138ZM148 173V172H147ZM145 174V176H147L146 178H144V179H142V180H144V181H146V179L149 177L150 178V176L148 175V174ZM241 173V174H242ZM35 174V173H34ZM117 174V175H116ZM131 174V175H130ZM112 175V176H111ZM151 175V174H150ZM15 177H16V174L14 175ZM18 176V177H19ZM24 176V177H25ZM127 176H129V177H127ZM132 176V177H131ZM144 176V177H145ZM252 176V177H251ZM259 176V177H258ZM17 177V178H18ZM113 177H115L114 178V180H113ZM131 177V178H130ZM254 177V178H253ZM255 177H257V178H255ZM19 178V179H20ZM36 178H37V180H36ZM40 178V179H39ZM148 178V179H149ZM205 178H206V176H205ZM111 179L113 180L112 182H111ZM117 179V180H116ZM136 179V180H135ZM138 179V180H137ZM204 179V178H203ZM42 180V181H41ZM32 181V180H31ZM44 181V182H43ZM54 181V182H53ZM105 181L104 182H102V183H105ZM132 181V182H133ZM144 181H143V183H144ZM57 182V183H56ZM121 182V183H120ZM124 182H126V185H125V183ZM44 183V184H43ZM124 183V184H123ZM14 184V183H13ZM30 184V183H29ZM57 184H58V186H57ZM31 185H34V184H31ZM61 185H63V186H61ZM101 185H100V188L103 190V188L101 187ZM13 185L11 184L10 185V187H12ZM59 186L60 187H62L61 189L59 188ZM66 187V188H65ZM126 187H125V190H126ZM228 187H230V185H228ZM27 188L29 189L28 191H30L29 193H28V191H27ZM34 188H36V187H34ZM63 188H65V189H63ZM69 188H70V190H69ZM127 188V189H128ZM50 189V190H49ZM62 189H63V192H61L62 191ZM122 189H124V188H122ZM106 190V191H107ZM114 191V192H113ZM124 191V190H123ZM122 191V192H123ZM42 192H45L43 195L44 196H42ZM57 192V193H56ZM61 192V193H60ZM65 192V193H64ZM73 192V191H72ZM111 192V194H109ZM119 192V193H118ZM31 193V194H30ZM35 194V195H33V194ZM58 194V195H56V194ZM106 193H108V195L106 194ZM118 193V194H117ZM38 194H41V197H38L37 195ZM67 195H69V196H67ZM121 197H119V196ZM240 195V194H239ZM238 194H235L233 197L234 198H236V197H238L239 196ZM83 198H82V197ZM84 196H85V194H84ZM106 196V197H105ZM116 196L117 197H119L120 198V200H119V198H117V200L116 199H114V198H116ZM35 198V201H36V199L39 201V199L40 200H42V202H40L39 201V204L37 203V201L36 202H33V200L34 199H32V198ZM39 199H38V198ZM43 197H47V198H45L46 199V201L44 200V198ZM58 197V198H57ZM59 197H61V198H59ZM70 197V198H69ZM2 198H4V199H2ZM66 198V199H65ZM22 199V201H20ZM48 199L50 200V201H48ZM59 199H61L62 201H64V200H67V201H64V203L65 202H69L68 203V205H70V207L73 205L74 206V208H75V210L78 208L79 209V211L81 212V214L84 216V218H82L81 217V215H79V214H77V213H72L71 212V215H70V212H66V211H69L68 209L70 208H68V206L66 207L65 205H67V203L64 205V207H62L61 205H60V200ZM96 199V200H97ZM116 200V202L115 201H112V200ZM8 200V201H7ZM31 201V203H29ZM43 201H44V203H43ZM57 201V202H56ZM113 202V203H117L116 205H117V208L118 207H122V209H120V208H118L119 210H121V211H123V212H127L128 211V214L130 215H126L125 213L124 214H122V212H121V217L119 218V216H117V213L119 212V210L116 208V205L115 204H113V206H115V208H113V210L114 209H116L115 211L117 212H115V211H113V213H112V205L109 207V208H107V206H106V203L107 202ZM12 202V203H11ZM23 202V203H22ZM25 202H27V204L25 203ZM45 202H46V204H45ZM11 203V204H10ZM29 203V204H28ZM37 203V204H36ZM42 203V204H41ZM48 203V204H47ZM58 203V204H57ZM6 204H7V206H8V209H7V207H6ZM15 204V205H14ZM19 204V205H18ZM21 205V206H20ZM46 205V206H45ZM49 205V206H48ZM54 205V206H53ZM60 205V206H59ZM18 206H20V207H18ZM41 206H43V207H41ZM47 206H48V208H47ZM73 206L71 207V208H73ZM12 207V208H11ZM23 207V208H22ZM25 207H26V210H24L25 209ZM40 207V208H39ZM45 207V208H44ZM50 207H51V211H50ZM54 207V208H53ZM20 208V209H19ZM66 208H68V209H66ZM70 208V209H71ZM7 209V210H6ZM31 209V210H30ZM43 209H45V211L43 210ZM47 209V210H46ZM49 209V210H48ZM65 209H66V211H65ZM77 209V210H78ZM216 209V208H215ZM221 209V211H220V213L222 212V208H220ZM39 210V211H38ZM43 210V211H42ZM54 210V211H53ZM74 210V211H75ZM84 210V211H83ZM9 211V212H8ZM11 211H12V213H11ZM16 211L17 212V214H19V215H13V213ZM20 213H19V212ZM47 211V212H46ZM106 211V212H105ZM109 211H111V213L112 214H114V213H116V215L114 214V216H112V214H110L109 213ZM208 211H210L209 213H210V215H209V213L208 214H206L207 212L205 211V215H204V218H203V216L199 219V221H202V220H206L205 218H207V219H210V223H209V225H206L204 228H208L207 230L206 229H204V228H202L200 231H198V232H196L195 234H190V232L187 234L188 235V238H189V242H191L190 240L192 239V241H194V243L196 242L195 241V238H193L194 236L196 237L197 235H198V233L200 232H203V231H208L209 230V226H211V225H213V224H211V223H216L217 222V216H218V218L219 217H221L222 216V213H221V215H217V213H216V216H212L211 217V212H213V211H211L210 209L208 210ZM214 211H216L217 212V209L216 210H214ZM30 212V213H29ZM34 212V213H33ZM50 212V213H49ZM82 212H84V213H82ZM119 212V213H120ZM41 213V214H40ZM87 213V214H86ZM107 213H108V215H107ZM164 213H166V212H164ZM163 213V214H164ZM219 213V214H220ZM226 213V212H225ZM4 214H6V216L4 215ZM47 214V215H46ZM50 214V215H49ZM138 214V213H137ZM27 217H26V216ZM43 215V216H42ZM77 215V216H76ZM165 215V217H167V216H169V218H170V215L171 214H168V212H167V215L166 214H164ZM51 216H53V217H51ZM92 216V217H91ZM127 216L129 217V218H131L132 220H130L132 223H130V221L127 219ZM141 216V217H140ZM139 216V218H140V220L142 219V218H146V217H143V215H140ZM145 216V215H144ZM206 216H208V217H206ZM224 216H227V217H224ZM2 217V218H1ZM32 217V218H31ZM35 217V218H34ZM51 217V218H50ZM90 217H91V219H90ZM119 219H118V218ZM48 218V219H47ZM85 218L87 219L86 221H85ZM168 218V217H167ZM228 218V215H227V213L224 215L223 214V218L221 217V219H219L221 222L219 223V224H221L222 225V221L223 222H225L226 221V219ZM202 219V220H201ZM214 219V220H213ZM225 219V220H224ZM32 220V221H31ZM126 220H127V222H126ZM139 219H137V221H138ZM139 220V221H140ZM214 221V222H213ZM88 222V223H87ZM141 222H143L144 223V219L143 220H141ZM40 223H42V224H40ZM52 223V224H51ZM200 223V222H199ZM214 223V224H215ZM48 224H50V226L48 225ZM217 225V224H215V225H213V226H211L210 227V230L208 231V232H210V233H204V234H206V235H208L207 237L208 238H206L205 239V243H206V246H205V243H203V245L205 246V250H203L204 252L207 250H209V251H211V252H209V255L211 256L213 253H215V255L213 254L212 256H211V258L208 260L207 259V257H205L206 259H207V261H206V259L203 257V256H201V255H196V257L194 258V259H196L197 258V260L195 261V264H202L203 262L205 263L206 262V264H217L216 262H217V252L218 253H220V252H224V253H227V250L228 249H230V247H231V245H232V247H233V242H232V244L228 247V245H226L225 246V243H224V241H222L221 239L222 238H224V236L222 237V233H221V230H223V228H222V226L221 225ZM38 227L37 229H36V227ZM215 226H217V227H215ZM218 226H220V227H218ZM59 228V231L57 230V232H54V230H56L57 228ZM63 227V228H62ZM213 227V228H212ZM224 227V226H223ZM56 228V229H55ZM137 228V227H136ZM214 228H215V230H214ZM217 228V229H216ZM258 228H260V227H258ZM262 228H260V229H262ZM15 229V230H14ZM52 229H53V231H52ZM204 229V230H203ZM218 229H220V232H218L219 230ZM38 230V231H37ZM213 230V231H212ZM263 231H264V229H262ZM23 231V232H22ZM62 231V232H61ZM93 231H97L96 233H94ZM126 231V232H125ZM215 231H217L218 233H220V234H218V233H214V234H212L213 232H215ZM93 232V233H92ZM137 232H138V230H137ZM186 233L188 232V231H185ZM20 233V234H19ZM125 233H127V234H125ZM24 234V235H23ZM62 234V235H61ZM132 234V235H131ZM138 234V235H137ZM216 234H217V237H216ZM20 235H22V236H20ZM143 235V234H142ZM212 235L213 236H215L213 239H212ZM221 235V236H220ZM19 236V237H18ZM134 236V237H133ZM144 236V235H143ZM22 238V240H21V238ZM30 237V238H29ZM219 237V238H218ZM222 237V238H221ZM136 238V239H135ZM215 238H217V241L215 242ZM221 238V239H220ZM247 238V237H246ZM11 239H12V241H11ZM18 239V240H17ZM27 239V240H26ZM31 239V240H30ZM140 240H142V241H140ZM146 242H144V241ZM210 240H213L216 244L214 245V246H212V247H210L211 245H213V241L211 242V243H209V241ZM221 240V243L223 242L224 244V246L221 244V243H219L218 241H220ZM237 240H239V239H237ZM237 240H235L234 241V243H235V245H236V241ZM245 240V239H244ZM29 241V242H28ZM33 241V242H32ZM45 242V244H43L44 242ZM139 241V244L141 243V245H137L136 243ZM27 242V243H26ZM54 242V243H53ZM128 242V243H127ZM131 242V243H130ZM133 242H134V244H133ZM136 242V243H135ZM148 242V243H147ZM237 242H239V241H237ZM10 243V244H9ZM18 243V244H17ZM21 243V244H20ZM58 244V245H57ZM209 246H208V245ZM218 244V245H217ZM26 245V246H25ZM138 246V248L136 249V247ZM12 246V247H11ZM16 246H18V247H16ZM70 246V247H69ZM73 246H76L75 248H73ZM131 246V247H130ZM132 246H136V247H132ZM142 246V247H141ZM150 246H151V248H150ZM189 246H191V249H194L195 247L194 246H192V245H189ZM204 246H202V247H204ZM216 246H217V248H216ZM68 247V248H67ZM72 247V248H71ZM148 247V248H147ZM209 247H210V249H209ZM221 247V248H220ZM227 247H228V249H227ZM231 247V249H233ZM235 247V246H234ZM133 248V249H132ZM134 248H135V250H134ZM141 248V249H140ZM142 248H144V250L142 249ZM213 248H214V250H213ZM139 249V250H138ZM145 249H147V250H145ZM148 249H151V250H148ZM153 249V250H152ZM155 249V250H154ZM190 249V248H189ZM216 249V250H215ZM230 249V250H231ZM17 250V251H16ZM21 250V251H20ZM55 252H54V251ZM70 250V251H69ZM143 252H142V251ZM53 251V252H52ZM66 253H65V252ZM139 251H140V253H139ZM145 251H146V254H145ZM152 252V253H149V252ZM155 251V252H154ZM189 251V250H188ZM207 251L205 252V253H207ZM213 251V252H212ZM21 252V253H20ZM58 252V253H57ZM230 252V251H229ZM19 253H20V255H19ZM61 253V254H60ZM138 253V254H137ZM142 253H143V255H142ZM147 253H148V255H147ZM140 254V255H139ZM154 254H152V255H154ZM138 255V256H137ZM186 255V253L184 254H182V257L183 256H185ZM207 255V254H206ZM17 256V257H16ZM21 257V258H19V257ZM54 256V257H53ZM73 256V257H72ZM198 256H201V258H199ZM209 256V257H210ZM225 256V255H224ZM15 257H16V259H15ZM51 257V259H49ZM130 257V258H129ZM145 257H143V259H145ZM186 257H188V256H186ZM226 257V256H225ZM125 258V259H124ZM135 258V259H134ZM203 258H204V260H203ZM213 258V259H212ZM15 259V260H14ZM19 259V260H18ZM188 259H190L189 257L186 259L187 260V262H189L188 261ZM61 260V261H60ZM69 260V261H68ZM70 260H71V262H70ZM72 260H74V261H72ZM120 260H122V261H120ZM124 260V261H123ZM146 260V259H145ZM185 260V259H184ZM186 260H185V262H186ZM203 260V261H202ZM211 260V261H210ZM213 260H214V262H213ZM60 261V262H59ZM102 263H101V262ZM120 261V262H119ZM141 261H144V260H142L141 259ZM141 261L139 262V264H141ZM209 261V262H208ZM216 261V262H215ZM56 262V263H55ZM68 262H70V263H68ZM145 262V261H144ZM147 262V261H146ZM146 262H145V264H146ZM165 262H167V261H165ZM177 262V261H176ZM190 262L191 263H193L194 264V262L192 261V259H190ZM189 262V263H190ZM208 262V263H207ZM120 263V264H121ZM148 263V262H147ZM179 263V262H178ZM188 263V264H189ZM190 263V264H191ZM203 263V264H204ZM98 264V263H97ZM125 264V263H124ZM142 264H143V262H142ZM169 264H173V263H170L169 262Z\"/></svg>",
  "mask_w": 264,
  "mask_h": 264
}]
</instances>
